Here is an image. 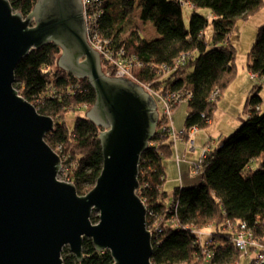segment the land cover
<instances>
[{
    "label": "trees",
    "instance_id": "16d2710c",
    "mask_svg": "<svg viewBox=\"0 0 264 264\" xmlns=\"http://www.w3.org/2000/svg\"><path fill=\"white\" fill-rule=\"evenodd\" d=\"M9 1L24 17L38 2ZM102 5L100 32L137 60L133 70L137 82L166 93L181 89L191 92L183 133L188 137L194 127L208 128L217 110V102L211 101L213 92L219 90L223 96L237 79L233 32L264 7V0H102ZM187 5L194 10L189 28L182 12ZM137 10L140 20L154 25L159 38L150 41L141 35L134 21ZM198 10H207L211 16ZM257 32L247 66L251 75L264 80V26ZM61 55L53 43L32 50L19 63L14 87L41 115L54 119L55 131L45 140L60 155L67 179L83 196L92 191L102 174L104 157L99 138L103 128L88 120L86 114L78 116L69 128L66 115L78 110L89 112L96 95L88 80L59 69ZM182 55L187 57L185 64L177 73L164 77L165 65L172 66ZM258 91L248 98L242 126L203 159L199 174L202 183L176 188L171 195L163 191L167 177L164 160L172 155L174 143L159 121L153 139L156 146H149L141 156L137 192L148 213L157 216L162 230L152 236V264H236L242 251L235 239L242 225L252 231L258 243H264V113L259 110L262 99ZM91 219L93 224L99 222L97 211ZM83 241V262L65 247L63 264H113L111 252H99L93 241Z\"/></svg>",
    "mask_w": 264,
    "mask_h": 264
},
{
    "label": "water",
    "instance_id": "95a60500",
    "mask_svg": "<svg viewBox=\"0 0 264 264\" xmlns=\"http://www.w3.org/2000/svg\"><path fill=\"white\" fill-rule=\"evenodd\" d=\"M34 7L24 17L0 0V264H63L65 247L82 263L84 238L111 252L113 264H152L147 207L137 192L158 105L136 82L105 75L87 39L82 0H38ZM52 43L62 51L59 69L91 84L96 102L85 117L103 128L102 174L83 196L59 180L61 157L45 140L54 119L14 87L19 63Z\"/></svg>",
    "mask_w": 264,
    "mask_h": 264
},
{
    "label": "built area",
    "instance_id": "2783aa9c",
    "mask_svg": "<svg viewBox=\"0 0 264 264\" xmlns=\"http://www.w3.org/2000/svg\"><path fill=\"white\" fill-rule=\"evenodd\" d=\"M82 5L83 17L87 28V39L89 40L92 49L99 52L102 61V68L104 67V64L106 67L107 73L105 72V75L109 78L113 77L117 79H128L131 82L133 81L141 85L147 92L152 95L158 105L160 120H162L163 122V131L169 134V136L173 137L175 142L187 138L188 147H190L191 151H194L195 147L192 138L194 134L199 131V128H192L188 134V137H186L183 131L178 133L173 125L175 110H177L180 105L189 103V99L192 97V93L184 91V89L178 91L168 90L166 93L162 88L154 89L148 84L143 85L137 82L135 73L133 71L134 67L136 66L137 60L133 57H128L125 49H117L114 45H112V41L110 39L104 38L100 32L99 21L104 13L102 0H82ZM186 60V55H182L178 59H176V62L172 66L165 65V67L163 68L164 70L162 71V74H164L163 76L167 77L177 73V71L180 70V67L185 64ZM252 77L254 79L257 78L254 75H252ZM220 98L221 92L219 90H216L212 94L211 101L216 103ZM245 119L246 116H244L241 121L243 122L245 121ZM149 146L155 147L156 143H154L152 140L149 143ZM212 148V146L207 145V147L203 151L200 162L193 165V173L200 174V167L203 163V159L206 158V155L212 151ZM178 162H180L179 159ZM67 178V170L61 169V171L59 172V180L68 184L71 183ZM143 203L145 204L144 201ZM147 216V227L152 236L154 235V233H162L161 227L158 225L159 221L157 216H155V214L152 212L148 213V208ZM197 234L198 236L202 237L201 233L198 232ZM235 245L242 252L254 253L255 258L253 259L251 264H262L264 262V243H258L254 237V234L252 233V231H249L247 229L246 225H242L238 230L237 237L235 239ZM252 248L253 250L251 252Z\"/></svg>",
    "mask_w": 264,
    "mask_h": 264
},
{
    "label": "crops",
    "instance_id": "0c3cea01",
    "mask_svg": "<svg viewBox=\"0 0 264 264\" xmlns=\"http://www.w3.org/2000/svg\"><path fill=\"white\" fill-rule=\"evenodd\" d=\"M188 6V5H187ZM192 8L191 6H189ZM193 10V8H192ZM138 14V20L135 21L137 25H139L141 35L142 30H150V34L152 37L151 39L159 38L156 28L154 25H152L149 22H143L140 20L141 14L140 11L137 12ZM208 16H211V14H208ZM233 37L231 38L232 43ZM250 72L248 73L245 71V68H241L239 70L238 68V75L237 79L234 81V83L228 88V90L221 96V98L217 102V110L216 114L211 122V125L208 128H205L204 130H199L197 133L194 134L192 140L194 141V146L196 147L195 151H191L190 147H188L187 138L184 140H180L177 142H174L173 138H170V141L174 143L173 145V153L172 156L174 157L172 161L175 164V168L177 167V173L175 170H171L169 167L170 163L165 164V170L166 173H168L166 180L168 182H173V186H176L174 188H186V187H192L194 182V178H192V172H193V165L195 163L200 162L201 153L203 149L210 145L214 149V147H217L225 138H227L232 131L236 128H238V124H240L242 121L241 119L244 117V110L246 108V103L249 101V97L253 95L254 92H252V88H249L245 84V80L249 82V76ZM252 77V75L250 74ZM243 79V82H240V80ZM264 86V84H263ZM232 92H234L233 95H230ZM238 94L240 98L238 99ZM235 101H234V100ZM259 110H262V103L259 106ZM178 111L175 110L174 112V127L175 130H177L178 133L182 132L184 127L182 126L183 121L181 120L182 116L177 114ZM220 119L224 118L226 121V127L224 129L221 128V126L217 123H215V119L217 117ZM239 116V118H237ZM237 118V119H236ZM239 120V122H238ZM243 123V122H242ZM241 123V124H242ZM206 145V146H205ZM198 160H196L197 158ZM180 162H178V159ZM176 160V161H175ZM169 189V188H168ZM175 190V189H174ZM163 191L167 193L165 186L163 187ZM169 191V190H168ZM169 194V193H168ZM173 194V193H172ZM171 195V194H170Z\"/></svg>",
    "mask_w": 264,
    "mask_h": 264
},
{
    "label": "rangeland",
    "instance_id": "374dc122",
    "mask_svg": "<svg viewBox=\"0 0 264 264\" xmlns=\"http://www.w3.org/2000/svg\"><path fill=\"white\" fill-rule=\"evenodd\" d=\"M193 11L194 10H192V8H190L189 6H185L183 8V10H182V12L184 14L183 15L184 16V23L187 26V28H189V26H190L189 20H190L191 15L194 13ZM137 12H138V10L136 12H134V14H135L134 15V19H135L134 21L138 20ZM197 12H199L201 14H204V15L208 14L207 10H198ZM262 26H264V7L261 8V10H259L258 12L253 13V15L250 16V18L247 21H244L241 24H238V27L234 30V32H233L234 34L232 36L233 37L232 44H234L236 46V48H237L236 65L238 66L239 70L241 68H245V71L248 73L247 64L250 61V52H251V50H252V48L254 46V42H255L256 36L258 34L257 30L260 27H262ZM150 32H151L150 30H142V36H144V38H146L147 40L151 41L153 39L150 38V37H152ZM248 76L250 77L249 78V82H247L245 80V84L249 88H252V92L255 93V92L258 91V88H261V90H259L258 93H259L260 98L262 99V110H263V113H264V86H263L264 80H261L258 77L256 79H254L253 77L250 76V74H248ZM240 82H243V79H241ZM233 94H234V92H232L230 95H233ZM239 98H240V96L238 94V99ZM188 110L189 109H188V106L186 104L180 105L179 108L177 109V111H178L177 114L182 116V118H181L182 121L184 120L183 123H182V126L184 127L183 129H185L184 123H185V120H186V118L188 116ZM85 114H86L85 112L79 111V110H78V112H69L66 115V118H65L69 128L70 129L73 128V126L75 124V121L78 118V116H84ZM237 118H239V116H237ZM238 122H239V120H238ZM215 123L219 124L222 129H224L226 127L225 119L224 118L220 119L218 117V114H217V117L215 119ZM241 123L238 124V126H237L238 128H240L242 126L243 123L242 124ZM173 125H174V122H173ZM238 128L234 129L232 131V133L231 132L228 133V134H230L228 137L232 136L236 132V130ZM204 149H203V151H204ZM195 150H196V147H195ZM203 151H202V153L200 155L201 157H202ZM173 158L174 157L171 155L169 158L165 159L164 160V166H165L166 163H170L171 162L172 164H170L169 167L171 168V170H175V172L177 173V170H176L177 167H176V169H174L175 168V164L172 162V161H174ZM196 158H197V156H196ZM196 160H198V158ZM253 167L255 169L258 168L257 165H254ZM167 175H168V173H167ZM192 178H194V180L196 181V182H194L195 184L202 183L201 176L199 174H195V173L192 172ZM195 184H193V185H195ZM174 187H176V186H173V182L172 181L168 182V180H166L165 189H166L167 193L172 194L174 189H176ZM254 258L255 257H254V253L253 252L252 253L242 252L241 255H240V258L237 260L236 264H251V262L253 261Z\"/></svg>",
    "mask_w": 264,
    "mask_h": 264
}]
</instances>
